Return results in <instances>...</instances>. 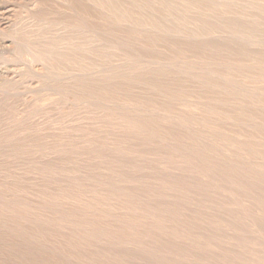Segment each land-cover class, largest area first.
<instances>
[{"label": "rangeland", "instance_id": "1", "mask_svg": "<svg viewBox=\"0 0 264 264\" xmlns=\"http://www.w3.org/2000/svg\"><path fill=\"white\" fill-rule=\"evenodd\" d=\"M4 8L0 264H264V0Z\"/></svg>", "mask_w": 264, "mask_h": 264}, {"label": "bare ground", "instance_id": "2", "mask_svg": "<svg viewBox=\"0 0 264 264\" xmlns=\"http://www.w3.org/2000/svg\"><path fill=\"white\" fill-rule=\"evenodd\" d=\"M9 3V2H8ZM50 5V4H49ZM2 10V9H1ZM34 11V10H33ZM6 14H7V12L5 11V8H4V10L3 11H0V22H4L5 20H6ZM13 24V23H12ZM94 24H95V22H94ZM15 25V24H14ZM6 45H8V44H6ZM5 45V46H6ZM5 50V49H4ZM249 82V81H248ZM185 105V104H184ZM189 115V114H188Z\"/></svg>", "mask_w": 264, "mask_h": 264}]
</instances>
